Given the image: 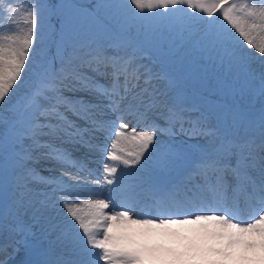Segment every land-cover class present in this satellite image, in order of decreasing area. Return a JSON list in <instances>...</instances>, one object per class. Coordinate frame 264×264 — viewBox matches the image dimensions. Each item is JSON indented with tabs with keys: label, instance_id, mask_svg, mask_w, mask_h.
<instances>
[{
	"label": "snow or ice",
	"instance_id": "obj_1",
	"mask_svg": "<svg viewBox=\"0 0 264 264\" xmlns=\"http://www.w3.org/2000/svg\"><path fill=\"white\" fill-rule=\"evenodd\" d=\"M28 4L26 30L0 39V233H6L0 264H145L142 250L118 244L109 232L120 221L145 226L211 222L221 230L217 234L235 229L230 235H258L264 246V40L257 42L264 34V0H97L90 10L74 0ZM7 15L11 22L16 11L10 7ZM4 17L0 3V20ZM156 18L160 22L153 25ZM158 32L174 34L175 43L184 40L185 49L195 39L194 74L207 55L213 67L218 63L222 72L227 69L226 79H239L258 95L259 110L215 113L217 122L210 126V110L198 94L187 95L167 74L168 84L159 87L162 73L143 62L171 55L159 51L165 45ZM49 43L55 45L54 57L47 56ZM257 59L259 67H253ZM24 86L28 92L12 103L13 93ZM109 113L114 119L107 118ZM129 117L137 121L130 129ZM98 132L112 139L100 150L107 160L103 180L93 182L103 185L105 198L80 199L82 190L99 194L82 183L81 174H91L87 159L74 160L60 145L95 151ZM181 133L205 137L208 143L193 148L175 139ZM39 159L75 168L77 175L64 171L40 177L30 166ZM35 183L50 191L35 192ZM145 191L150 204L140 199ZM240 193L254 202L250 222H237L230 214L229 200ZM153 213L170 218H133ZM21 251L27 258L15 260L13 253Z\"/></svg>",
	"mask_w": 264,
	"mask_h": 264
},
{
	"label": "rangeland",
	"instance_id": "obj_2",
	"mask_svg": "<svg viewBox=\"0 0 264 264\" xmlns=\"http://www.w3.org/2000/svg\"><path fill=\"white\" fill-rule=\"evenodd\" d=\"M0 3L3 4V8L5 10V17L3 20H0V39L6 41L8 37H15L16 35L21 34L28 27L25 21L27 19V12L29 11V4L28 0H11V4L4 2V0H0ZM78 5L84 10H90L84 4ZM10 7L14 11H16V16L11 22L9 21L7 15L8 9ZM186 11L188 13H191L192 10L186 9ZM183 14L184 13H180V15ZM219 20L221 23L227 25V22L223 21L222 16L219 17ZM53 23H55V21H53ZM232 31L234 32V30ZM156 35L159 38L160 44L165 45V47L160 48L159 51L165 54L171 53V55L168 56V58L165 60H161L159 57H156L157 59L148 61L147 57H145V61L143 62H149L150 66L153 68V71L162 73V78L159 81V87L163 88L168 84V79H164L163 75L167 74V76L169 77L171 73L175 74V78L173 79L172 77L171 80L175 81L182 87L183 82L178 80L176 77V72L179 69L178 62L173 61L176 54L182 56L183 61L180 64L182 65L183 69H186L184 72H187L189 74L190 79L194 80V78H196L198 81L204 84V90L211 94V99L217 96V100L219 101L210 106V104L206 100H201L204 107L210 110L208 113L210 126H215L217 122L215 113H224L229 109H239L242 111L259 110L260 100L258 95H251L243 87L242 81H240L239 79H226L227 69H224L222 72L218 63L215 67H213V64L209 61L207 55L203 57L202 63L196 65V68L199 69L198 76H202L203 79H199L198 76L194 74L193 62L190 58V55L194 50L199 51V46L195 39L192 40V46L189 48L185 49L182 47L185 43V41L182 40L181 44L179 43L181 48L178 50H172L169 44H166L169 41V36L166 33L158 32L156 33ZM236 35L238 37V34ZM173 38L174 40L177 39L175 35ZM261 40H264V34H261L257 37V42ZM243 48L256 57L260 56V54L254 47L248 48L246 44H243ZM49 49H52L54 55L56 54V48L54 44L49 43L46 51L48 52ZM107 54L112 55L113 51L111 49H108ZM36 59L37 62H39L41 60V57L37 56ZM195 59L199 61L200 57L196 56ZM58 66L59 65L57 62V67ZM253 67H259L258 59L253 63ZM100 82L107 83V81L103 78H101ZM27 92V86L21 87L18 91L14 92L12 95V103H15ZM185 92L189 96L194 93L191 91ZM65 94L70 96L73 95L72 93ZM78 95L83 96L85 94L79 93ZM85 98L88 99L89 97ZM226 99L228 100V102L226 101ZM194 113L195 115H193V118L198 115V113ZM69 118L74 119L71 113H69ZM108 118L113 119V114L109 113ZM131 120L135 119L131 117ZM77 122L80 123L82 127L85 126L83 121ZM156 122L160 123L163 126V121L157 119ZM141 130L145 129L141 128L139 131ZM102 133L103 132L94 133V136L96 138L93 141L97 143L98 146L105 145V140H107V136L103 135ZM175 139L178 142L183 141L186 145L192 146L193 148L203 147L208 143V139L205 137H189L182 133L177 135ZM56 143L59 144V141H57ZM78 146L80 147L79 150L82 154L91 152L87 146L81 144L65 142L60 145V147L67 152ZM41 161H45L49 166L48 169H41L42 174L45 176V178L53 177L54 175H52V173L61 175L65 171L63 168H57L54 164L55 160L53 159H39L30 166L32 167L33 165H38ZM92 162L95 161L91 158L87 159V163ZM229 182L233 183L231 177H229ZM32 187L34 191L38 193L50 191L49 188L41 183H35L32 185ZM234 197L238 201L236 203H233L232 201L229 202L230 210L233 213L241 217L252 212V209L255 206L252 200L248 199L243 193H240L238 196ZM240 197L244 198L245 207L243 208H241L243 202L242 200H240ZM59 207L63 215L67 216V211L63 207V204H60ZM220 214L224 213L221 212ZM142 217L157 219L156 217L152 216H141V218ZM68 218L71 219L70 217ZM175 218L179 219L182 217ZM112 229L114 230V228H111L109 226L108 230L117 238L118 244L142 250V252L146 256L145 264H264V246L260 244L261 242L258 243V250L250 251V248L247 247L248 244H244L239 239L240 237H237L235 235L227 236V234L223 231L222 234H217L221 231H216L217 228L212 225L211 222H200L198 224H168L162 226L138 225L136 228L135 226H133V228H130L128 231H125L122 234L112 232ZM33 231L36 232L39 236V225L34 226ZM220 236L222 238L225 237L226 240L224 242H220ZM217 237H219V242L217 241ZM52 238L55 239V237ZM5 239L6 233H0V242L4 241ZM230 240L233 242L230 243ZM40 243L43 248H47L48 244L46 239L41 237ZM9 250V252L12 251L11 249ZM215 250H221V252L230 253V255L225 257ZM147 257H150V259H148ZM13 258L19 261L26 259L27 257L25 256L23 251H21L19 255L13 253ZM100 264H103V261H100Z\"/></svg>",
	"mask_w": 264,
	"mask_h": 264
},
{
	"label": "bare ground",
	"instance_id": "obj_3",
	"mask_svg": "<svg viewBox=\"0 0 264 264\" xmlns=\"http://www.w3.org/2000/svg\"><path fill=\"white\" fill-rule=\"evenodd\" d=\"M113 119H114V115H113ZM136 122H137L136 120H131V117H129L128 118V128L129 129L132 128L136 124ZM119 123H120L119 121H116L117 126L119 125ZM141 128L142 127H137V131H139ZM102 134L108 137V133L103 132ZM113 137H114V133H113ZM111 142H112V139L111 138H107V140H105V145L98 146V144L93 141V143L96 145L95 151H91L90 153H86V154H82L80 152V150H79L80 147L79 146L75 147L74 149L71 148L72 150L68 151L69 153H71L70 156L74 160H77V161L85 160L86 157L88 156L87 159L91 158L92 160L95 161V162H92V163H87V167L90 170L91 174L89 175L87 173H82L81 175L83 177L82 183H83L84 186H86V189L90 190V191H93V192H96V193H99V194H97V195H87V194H85V191L82 190L81 193H80V197H79L80 199H104L105 198V195L103 194V185L102 184L97 185V184H94L93 182L96 181V180H101V181L103 180V175H104V173H103V165H104L105 162H107V160H106V151L105 152H101L100 150H101V148L106 149V148L110 147L111 146ZM54 164H55V166L57 168H61L60 165L56 161H54ZM32 167L36 170V172L39 174L40 177H44L45 178V176L42 174V171H41L42 168L43 169H45V168L48 169L49 168L48 164L45 161H41L38 165H33ZM63 169L65 171L70 172L73 177H75L77 175V172H76L75 168L69 167V168H63ZM52 175L60 176V175H56L54 173H52ZM73 183H75V181H73ZM230 196H231V193H230ZM140 199L145 204H150L151 203V195H150V193H148L146 191L140 193ZM73 200H74V202L78 203V201L75 199V194L73 195ZM240 200H242V202H243V205H241V208L245 207L244 198L240 197ZM230 201H232L233 203H236L238 200H236V198L233 197V198H231L229 200V202ZM220 213H218V214H220ZM208 214H211V213H208ZM230 214L234 217V219L237 222L241 221V220H243L245 222H250V217H251L252 212L249 213V214H245L244 216H241V217L237 216V214L233 213L231 210H230ZM151 216L152 217H156L157 221L160 218H164V219L168 218V216H164V217L157 216V215H155V213H153ZM133 218L134 219H142L143 217L141 218L140 215H133ZM133 226H135V228H136L138 225L137 224H132L131 222H123V221L116 222V223H113V224L110 225L111 228H114V230L112 229L113 230L112 232L120 233V234H122L125 231H128L130 228H133ZM184 227H187V226H184ZM216 231H221V230L217 228ZM222 231L224 233H226L227 236L230 235V233L234 234L236 232L235 229H225V230H222ZM220 239H221L220 242H224L226 240L225 237L222 238L221 236H220ZM239 239L246 245L247 244H251L252 245L251 247L247 246L248 248H250L249 249L250 251H255V250L259 249L258 243L261 242V239H260V237L258 235L243 234L242 236H240ZM217 241L219 242V237H217ZM1 242H3V241H1Z\"/></svg>",
	"mask_w": 264,
	"mask_h": 264
},
{
	"label": "trees",
	"instance_id": "obj_4",
	"mask_svg": "<svg viewBox=\"0 0 264 264\" xmlns=\"http://www.w3.org/2000/svg\"><path fill=\"white\" fill-rule=\"evenodd\" d=\"M49 2L50 3L51 2H58V0H52V1L49 0ZM74 2L77 3V4H84L89 9H91L96 4L97 0H74ZM124 2L126 3V0H124ZM134 7L135 6H133V8ZM124 11L126 12L127 10L125 9ZM145 11H147V9H145ZM158 22H159V18H156V19H154L152 21L153 24H158ZM173 37H174V34L171 37H169V41L166 44L167 45L169 44V46H170V48L172 50H178L181 47H180L179 43H175L176 39L174 40ZM181 41H180V44H181ZM47 56L48 57H54L55 56L54 53H53V51H52V49H49V51L47 52ZM154 59H157V58H154ZM173 61L178 62L179 69L176 72L177 73L176 77H177L178 80H180L181 82H183L182 88L185 91L195 92L202 99L205 98L207 95L210 94L209 92H206L204 90L205 86L200 81H198L196 78H194V80L193 79H190L189 78V74L187 72H184L186 69H183L182 65L180 64L183 61V57L182 56H179L178 54H176ZM174 78H175V76H174ZM170 79H172V76H170ZM226 101L228 102L227 99H226ZM213 104H211V105H213Z\"/></svg>",
	"mask_w": 264,
	"mask_h": 264
}]
</instances>
